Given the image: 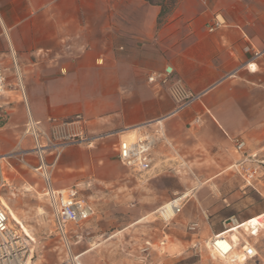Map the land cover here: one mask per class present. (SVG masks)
Segmentation results:
<instances>
[{"label": "crops", "instance_id": "1", "mask_svg": "<svg viewBox=\"0 0 264 264\" xmlns=\"http://www.w3.org/2000/svg\"><path fill=\"white\" fill-rule=\"evenodd\" d=\"M215 19L222 25L209 32ZM246 47L264 49V0H0L2 101L8 107L0 154L10 151L28 117L48 130V119L80 114L88 134H114L91 149L66 148L52 165V189L88 183L102 201H132L131 226L169 204L185 182L184 175L169 171L186 168L202 179L183 194L194 193L195 201L173 222L171 232L160 229L158 238L147 237L140 246L158 247L164 240L158 249L168 244L182 251L196 240L224 236L218 223L229 218L225 212L239 193L227 191L217 198L198 187L231 185L226 171L241 159L234 138L264 148V54L252 59ZM167 66L188 90L204 94L164 122V140L151 151L150 170H130L118 160V140L173 109L167 90L146 81L149 73ZM31 144L25 139L20 149ZM36 165L32 155L5 163L11 190L20 191L25 183L34 191L38 183L29 171ZM3 201L23 228L20 201L11 199L12 207ZM95 211L86 223L92 232L119 225L117 215L108 221L107 211ZM191 224L202 231L187 232Z\"/></svg>", "mask_w": 264, "mask_h": 264}, {"label": "rangeland", "instance_id": "2", "mask_svg": "<svg viewBox=\"0 0 264 264\" xmlns=\"http://www.w3.org/2000/svg\"><path fill=\"white\" fill-rule=\"evenodd\" d=\"M2 94H0V113L4 112L6 114L0 117V131L6 123L5 119L8 117V107L2 101ZM25 139L22 138L21 134L8 152L18 151L22 141H25ZM257 148L255 145H247L245 150V154H255V159L262 161L260 177L251 185H246L233 167L226 171L231 178L230 186L219 187L209 184L198 187L199 190L206 189L209 195L217 198L223 197V192L227 191H229L228 194L239 193L240 199L230 204L225 216H233L238 221L249 219L237 222L238 225L233 229H225L222 223H218L220 229H222L221 232H225L224 236L228 237L232 243L234 242L231 256L227 259L210 258L206 249L208 240L203 239L194 241L192 247L182 251L170 250L167 244L163 249L152 247L150 254L146 258L141 253L140 249L143 245L140 246V243L143 239L147 237L158 238L160 235L158 230L160 229L167 233L172 231L173 222L183 213L189 203L195 201L194 193L188 195L181 212L170 218L169 221H162L158 215L153 214L147 220L129 226L134 221L131 216V210L134 209L132 201H124L117 204L112 201H102L100 195L92 193L91 185L88 183L78 185L76 187L80 192V196L83 195L86 199L85 201L93 209V214L89 220L94 219L97 207L99 210L107 211V215L110 218H107L108 221L112 220L111 217L113 215H117L119 217V225L114 227L109 225L103 232H92L93 229L91 227H86L87 221L77 226L67 225L65 237L56 230L51 208L42 193V187L45 186V183L41 176V171H29L34 181L38 183L34 191L31 190L28 184L24 183L20 191L10 189V193H7V195H5V191H1L0 198L2 199L0 201L4 200L3 202L12 207L11 199H18L24 209V216L21 218L23 219L22 224L31 239L29 246L31 247L32 258L29 264H70V255L78 256L82 264H264V148L261 150ZM46 160L50 166L46 171L50 174L53 170L52 156H48ZM1 165L4 169L5 162L1 161ZM169 172L178 176L184 175L185 177V182L180 191H177L170 200L190 191V188L197 183V179L202 182V179L196 173L192 174L194 171L186 168L183 171L170 170ZM187 181L190 182V185L186 184ZM14 204L18 203L15 202ZM205 213L208 215V212ZM208 218L210 217L208 216ZM19 219L17 218V221L21 222ZM12 221L15 220L12 219ZM101 221L103 220L98 219V222ZM242 224L243 226H241ZM244 227L254 230H244ZM200 231L202 230L196 224H191L187 227V232L190 233L199 234ZM165 239L169 243L170 238ZM87 249L89 250L86 252ZM159 260H162V263Z\"/></svg>", "mask_w": 264, "mask_h": 264}, {"label": "built area", "instance_id": "3", "mask_svg": "<svg viewBox=\"0 0 264 264\" xmlns=\"http://www.w3.org/2000/svg\"><path fill=\"white\" fill-rule=\"evenodd\" d=\"M222 23L215 21L208 27L209 32H213L221 27ZM245 52L252 54V59H257L264 54L263 50H253L249 47L245 48ZM149 85L163 87L167 90L171 100L173 101V109L164 116L149 120L143 124L133 127L130 131H134V139L132 141L123 138L118 140V160L126 168L145 172L151 168V151L159 140L163 139V124L169 118L177 115L181 111L190 107L193 103L199 101L204 92L193 93L188 90L182 83L181 79L174 76L172 67L167 66L160 72H152L146 76ZM18 89L23 96L21 82L17 77ZM5 78L0 69V94L6 90ZM4 112L0 113V117ZM48 130H44L41 123L28 117L22 138L31 140L29 149H19L4 154H0V192L5 189H11L4 176L1 161L5 163L13 159H22L27 155H32L36 161V166H30L34 171H41V176L45 183L44 195L52 211L53 221L56 230L65 237L67 234V225L77 226L88 221L93 209L80 196L77 187H71L62 190H54L50 186V174L47 173L49 164L47 157L52 156L53 164L58 160L63 150L70 146H84L92 148L95 144L111 135L114 132H106L99 134H88L86 131V121L82 115L76 114L69 119H48ZM234 150L242 155V158L234 165L237 173L242 177L246 185H251L260 177V168L262 161L255 159V154H245L246 143L240 138L233 139ZM51 165V164H50ZM48 175V177H47ZM188 197V196H187ZM187 197L178 195L168 201L171 204L172 213L165 217L162 212L165 211V204L159 207L158 217L162 221H169L170 218L179 214L184 207ZM237 220L229 217L223 221L225 229L234 226ZM244 230H254L243 228ZM27 233L22 226L12 221L7 207L0 201V264H29L32 258L31 247ZM164 245L162 240L158 247ZM206 249L212 259H227L232 252V241L226 236H213L206 243ZM152 245L145 243L140 249L145 258L150 254ZM70 264H82L78 256H69Z\"/></svg>", "mask_w": 264, "mask_h": 264}, {"label": "bare ground", "instance_id": "4", "mask_svg": "<svg viewBox=\"0 0 264 264\" xmlns=\"http://www.w3.org/2000/svg\"><path fill=\"white\" fill-rule=\"evenodd\" d=\"M127 137V138H126ZM126 137H124V138H126V139H128V140H130V141H132L133 139H134V136H133V133L132 134H129V135H127ZM47 177H48V175H47ZM165 207V211L164 212H162V215H164L165 217H167V216H169V215H171V213H172V209H171V204L169 203V204H166V205H164ZM159 212H160V209H158V211H157V214H159ZM238 225V223H236L234 226H231L230 227V229H233L234 227H236ZM229 256H231V254L229 255ZM232 261H233V259H232Z\"/></svg>", "mask_w": 264, "mask_h": 264}]
</instances>
